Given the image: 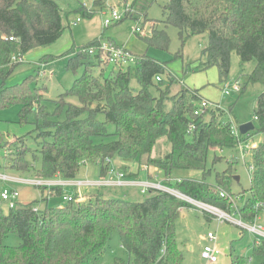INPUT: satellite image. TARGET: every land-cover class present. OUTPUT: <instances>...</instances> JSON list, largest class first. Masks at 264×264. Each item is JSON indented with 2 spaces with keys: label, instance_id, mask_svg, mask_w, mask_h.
<instances>
[{
  "label": "trees",
  "instance_id": "trees-1",
  "mask_svg": "<svg viewBox=\"0 0 264 264\" xmlns=\"http://www.w3.org/2000/svg\"><path fill=\"white\" fill-rule=\"evenodd\" d=\"M155 1L132 0L129 3L132 14L129 12L123 20L135 21L145 29V25L156 22L148 17ZM95 11L88 12L83 6L78 13L92 18ZM162 12L165 28H177L182 45L190 36L208 37V46L202 52L204 69L216 66L224 79L235 52L243 63L256 61L248 84L264 82V0H166ZM165 28L152 25L145 29L147 35L135 33V36L148 47L168 50L170 38ZM66 29L63 12L54 0H0V110L20 106V123L36 113L35 130L37 138L43 141L37 150L42 156V166L34 172L38 179L75 180L86 164H99L101 177L105 178L115 169V159L142 163L146 158L142 165L159 168L172 179H178L174 177L177 172L202 171V180L182 178L181 182H164L191 199L229 214L239 213L247 224L255 223L264 214V138L253 151L251 197L238 207L235 204L238 196L232 191L236 181L231 173L232 164L217 174L216 184L206 181L211 173L207 170L211 151L232 149L238 153L232 122L226 120L230 114L217 104L195 116L194 110L204 99L199 91L186 87L166 70L165 64L147 55H135L137 65L126 68L105 63L114 67L106 74L98 50L102 40L67 50L60 56L68 58L67 69L75 71L82 67L85 71L69 90L52 100L56 105L53 116L46 110L43 103L46 100L37 95L38 89H32V77L7 86L15 68L22 63L21 58L56 44ZM90 48L95 49L94 53L89 52ZM177 56L182 57L181 52ZM54 59L45 56L40 61L47 63ZM157 76L161 81H157ZM133 79L139 90L131 87ZM175 85L181 90L173 94ZM72 99L78 105L69 101ZM63 111H66L64 121H49ZM254 114L256 127L249 133L252 139L254 133L264 136V92L256 99ZM99 115L104 120H99ZM191 125L194 131L190 133ZM110 126L115 128L113 133ZM241 136L240 139L246 137ZM161 138L171 144L170 153L163 160L152 157ZM16 150L10 158L11 167L29 170L25 159L29 149L24 143L17 145ZM222 191L228 196L221 197ZM149 193L151 196L143 201L97 194L84 202L76 199L63 207L43 210L37 209L35 203L17 201L7 214L0 210V264H103L114 233L118 234L128 259L116 257L112 264H183L176 223L182 209L192 205L166 192ZM206 216L209 220L213 218L209 213ZM12 234L20 238V246L5 245L4 239ZM234 248L231 245L230 264H250L243 256L235 255ZM253 256L264 264V240L260 246L254 245Z\"/></svg>",
  "mask_w": 264,
  "mask_h": 264
},
{
  "label": "rangeland",
  "instance_id": "rangeland-1",
  "mask_svg": "<svg viewBox=\"0 0 264 264\" xmlns=\"http://www.w3.org/2000/svg\"><path fill=\"white\" fill-rule=\"evenodd\" d=\"M54 1L57 2L63 12V23L67 29L63 34L64 36L61 37L62 40L54 46L60 53L53 55L58 56L72 47L79 48L94 40L113 41L115 44L126 47L137 56L147 55L165 64L166 70L184 82L186 87L191 90L199 91L202 98L214 104H219L220 109L224 110L226 114H230V116L228 115L226 117V120L232 122L233 127L238 128L247 123H253L256 127V123H254L256 99L258 95L264 92V82L248 84V76L255 69L257 65L256 61L243 63L234 52L231 56L229 74L224 79L220 78V73L216 66L204 69L201 66V63L205 62L204 57H202V52L208 46V37L206 35L190 36L186 39L184 45H182L178 29L173 26L165 28V25L162 23L165 19L162 6L165 4L166 0H156L150 7L148 10V17L156 22H150L147 24V27L145 25V29L148 27L150 28L152 25H155L158 29L165 28L170 38L168 50L148 47L147 44L136 37L132 32V28L139 24L135 21L125 19L120 24L115 23L110 26L104 25V20L109 16V12L112 9L122 14L125 6L130 5L129 3L131 0H99V3L96 2L97 0ZM83 6L86 7L88 12H92L96 9L92 18H86L78 13V10ZM77 19H80V21L78 22ZM49 47H52V45ZM44 49L45 48H39L24 56V62L15 68L13 74L7 81V86L22 83L26 78L32 77V89H38L37 95H40L42 99L46 100L43 102L46 106V110L53 116L56 112V105L52 100H57L61 94L69 90L73 86L75 80L81 77L85 70L82 67L75 71L68 70V58L65 57L49 60L47 64L41 62L40 64L35 63L39 61V59L34 60V57L38 56ZM37 52L38 54H34ZM179 52H181L182 57L177 58V53ZM101 67L107 69L106 74L111 73L114 69L113 66H106L105 63H103ZM95 71H98V69ZM96 74L99 76L98 72H96ZM165 82H167V80H165ZM236 84H240V92H234L233 88ZM166 85L168 84L165 83V86ZM131 87L135 90H139V85L135 79H133ZM180 88L179 85H175L172 93L174 94L180 91ZM224 88L231 89L230 95L226 96L224 94ZM69 101L78 105L76 99ZM19 108L20 106H13L5 110H0V142L2 141V146H0V195L4 189H12L19 192L18 202L20 203H35L36 208L41 209L46 207L60 208L67 203L63 201L61 195L57 196L55 193H52L51 187L43 189L33 184L34 181L39 180L34 172L35 170H39L42 166V156L37 150H39V142L43 141L37 138L38 132L35 130L36 113L29 114L26 122L20 123ZM49 119V121H64L66 119V111L57 113L55 118L51 117ZM98 119L104 120V116L99 115ZM40 129H43V131L48 130L44 128H39V130ZM114 129V126H110V133H113ZM254 134V139L252 140L254 144L258 146L262 142L264 136L260 133ZM20 139H23V141H19ZM24 143L26 148L29 149L25 154L29 170L21 171L11 167V163L13 162L10 158L13 156L12 153L18 152V150H16L17 145L22 146ZM170 148L171 144L167 139L161 138L155 146L152 157L163 160L166 155L170 153ZM252 157L253 151H250L246 160L243 161L239 157V152L237 153L236 150L232 149H224L223 151L219 149L213 150L208 157L207 170H211V173L207 176L206 181L209 184H216L217 174L225 172L229 169L231 164V173L233 176L240 177L239 182L234 181L233 184L231 182L233 185V194L238 196L235 201L238 207L243 206L251 197L249 191L252 173L250 169ZM117 161H119V159H115L113 163L116 165ZM134 163L140 170L142 169L141 166H143L142 163H146V158H143L142 163ZM143 174L140 175V180L142 181L146 178ZM180 174L186 179L192 178L202 180L203 178L202 171H182ZM175 176L176 174L174 177ZM4 177L7 179L3 180ZM100 177L101 171L99 164L82 165L81 173L75 179L78 182L74 180L73 182L83 185L73 188L71 190L73 195H71L70 192L68 193L67 189L69 188L66 187L64 188L63 194L75 196L79 199L82 198V193H84L85 197L97 194L98 191L109 193V189L99 188L98 183ZM163 177V172H160L159 179ZM63 181L70 182L72 180L63 179ZM129 182H133V180ZM134 183V186L116 187L114 191H121L120 193L122 194L124 193L123 189H126L125 194L127 195V199L132 201H143L151 196L149 192L145 194L141 192L139 182L136 181ZM193 206L192 204L190 209H183L176 223L178 244L184 255L183 264H211L201 258L203 248L209 244L207 237L210 232L217 236V240L214 244L220 250L219 260L214 264H230L231 245L235 247L233 251L235 255L243 256L250 264L260 263V259L253 256V252L254 245L258 247L263 243L264 233L262 237L259 232H251V229H248V227L256 226L264 228V214H261L253 224L244 223L239 213L230 214L233 219L219 220L212 215L213 218L209 220L210 218L206 216L205 211ZM0 210L4 214L10 211V204L2 201L1 197ZM235 210L233 212H236ZM242 224L245 226H241ZM4 243L11 247H18L21 244V240L19 237L12 234L4 239ZM116 257L127 260L128 254L121 246L118 234L114 233L107 246L103 264H112Z\"/></svg>",
  "mask_w": 264,
  "mask_h": 264
},
{
  "label": "built area",
  "instance_id": "built-area-1",
  "mask_svg": "<svg viewBox=\"0 0 264 264\" xmlns=\"http://www.w3.org/2000/svg\"><path fill=\"white\" fill-rule=\"evenodd\" d=\"M129 12L132 14L130 5L125 6L124 12L122 14L118 12L117 10L112 9L109 12V16L104 20V25L110 26V25H113L115 23L122 21L124 17L126 16V14H129ZM79 21L80 19H78V22ZM132 31L134 34L141 33L143 36L147 35L146 30L142 29L139 25H136L135 27L133 26ZM10 39L13 40V38H10ZM98 50L102 54L103 62L107 63L108 65L121 66V67L126 68L129 66L137 65L138 63V60L136 59L135 54H133L131 51H129L125 47L119 46L111 41H103ZM94 51H95L94 48H90L89 50L90 53H94ZM20 61L23 62V58H21ZM157 81H161L160 76H157ZM233 90L234 92H240V85L236 84ZM230 93H231V89L224 88V94L226 96L230 95ZM217 106H218L217 104H214L206 99H202L199 102L198 107L194 110V115L200 116L206 110L213 108V107H217ZM193 131H194V125H191L189 132L191 133ZM232 134L235 135V137L237 138V141H238L237 151L239 152L240 158L243 161H245L248 153L250 151H254V149H256L257 146L254 144L252 140V136L249 133L245 135L246 137L244 139L243 138L240 139L241 134H240L239 128L237 127L232 126ZM107 162H110V161L107 160ZM250 169L252 172L253 170L252 165ZM6 179H7L6 177L3 178V180H6ZM126 180H127L126 174L124 172L122 171L117 172L116 169H111L108 177L100 179L98 184H99V187H111V188L123 187V186H134L135 184L134 182H129ZM169 180L181 182L180 178L178 179L167 178V181ZM59 183L66 184V183H61V182ZM68 183L72 185H77V184L79 185V183H75V182H68ZM33 184L35 186L41 187V186L49 185L50 182L39 179L37 181H34ZM139 187H141V192L143 194L147 192H152V191H162V192L169 193L181 201H186L190 203L191 205L193 204L197 208L205 211L206 213H209L215 216L219 220L229 219V218L233 219L232 216L228 214L227 212L222 211L221 209L215 206L191 199L187 197L186 195H184L182 192L164 185L163 182L157 183V182L147 181L145 183H139ZM220 196L227 197L228 194L222 191ZM18 198H19V192L16 190L4 189L1 193L2 201L8 202L10 204V208H14L16 206ZM63 200L66 202L76 201V199L71 196H64ZM241 226L244 227L245 225L242 224ZM248 229H251V232H255V233L259 232L261 234L260 236H262V234L264 233L263 227L249 226ZM207 239L209 241V244L203 248L202 253H201V258L211 264L217 263L219 260V255H220L219 248L214 244L217 240V236L214 233L210 232L208 234Z\"/></svg>",
  "mask_w": 264,
  "mask_h": 264
},
{
  "label": "crops",
  "instance_id": "crops-1",
  "mask_svg": "<svg viewBox=\"0 0 264 264\" xmlns=\"http://www.w3.org/2000/svg\"><path fill=\"white\" fill-rule=\"evenodd\" d=\"M132 1V0H131ZM78 20V19H77ZM133 32V31H132ZM134 34V33H133ZM135 35V34H134ZM64 36V35H63ZM62 40V38L56 43V44H54V45H52V47H47V48H45L43 51H41V53L38 55V56H35L34 57V60H36V59H39V61H36L35 63H37V64H40V59L41 58H43V57H45V56H53V57H55V59H57V58H59L61 55H63V54H60V55H58V56H55V55H53V54H58V53H60V52H58L55 48H54V46H56L60 41ZM118 45V44H117ZM120 46V45H119ZM124 47V46H123ZM126 48V47H125ZM127 49V48H126ZM55 52V53H54ZM48 53H52V54H48ZM34 54H38V52L37 53H34ZM45 54V55H44ZM134 54V53H133ZM43 55V56H42ZM42 56V57H41ZM41 57V58H40ZM23 62H24V59H23ZM45 64H47V63H45ZM21 108V107H20ZM19 108V109H20ZM20 111V110H19ZM240 127V126H239ZM248 133H250V132H248ZM247 133V134H248ZM246 135V134H245ZM170 150V149H169ZM118 162V163H117ZM116 162V165H115V169H116V171L117 172H124L125 174H126V179L127 180H133V182H139V183H145V182H147V181H150V182H157V183H160V182H167V177H165V175H164V177L162 178V179H159V176H160V172H162L159 168H155V167H151V166H145V165H143V166H141V168L142 169H138L137 167H136V164L134 163V162H123V161H121V160H119V161H117ZM118 164V165H117ZM123 167H127L128 169L125 171V170H123ZM146 167H147V169H146ZM182 172V171H181ZM180 172V173H181ZM144 173V174H143ZM179 172H177L176 173V176H175V178L176 177H178V178H180V179H182L183 177H182V175L179 173ZM141 174H143L146 178L142 181V180H140V175ZM164 174V173H163ZM108 177V176H107ZM106 178V177H105ZM240 178V177H239ZM100 179H102V177H100ZM46 181H48V182H50V184L49 185H46V186H43V187H46L45 189H47L48 187H51V190H52V193H55L57 196H62V199H63V197L64 196H68V195H66V194H63V192H64V188H69V189H67L68 190V193L70 192V194L71 195H73L72 193H71V190L73 189V188H76V187H80V186H82L83 184H81V185H72V184H69L68 182L69 181H63V179H61V178H59V177H56V178H54L53 180H46ZM75 182H78V181H76V180H74ZM59 182H61V183H66V184H60ZM70 182H73V180L72 181H70ZM68 183V184H67ZM100 188V187H99ZM102 188H105V189H109L108 190V192L109 193H106V192H102V191H98V193L97 194H101V195H103L105 198H117V199H125V200H129V199H127V195L125 194V190L126 189H123L124 191V193H120L121 191H118V192H116V191H114V189L115 188H111V187H102ZM126 188H128V187H126ZM80 193V192H79ZM97 194H94V195H97ZM70 195V196H71ZM82 198H79V199H77V197H75V196H71V197H74L75 199H77V201L78 202H84V201H87L88 199H90V195L89 196H86L85 197V195H84V193H82ZM92 196H93V194H92ZM64 201V200H63ZM130 201H132V200H130ZM64 202H66V201H64ZM63 207V206H62ZM194 207V206H193ZM37 209H40V210H43V209H41V208H37ZM184 209H190V208H184ZM182 211H183V209H182ZM181 211V212H182Z\"/></svg>",
  "mask_w": 264,
  "mask_h": 264
},
{
  "label": "water",
  "instance_id": "water-1",
  "mask_svg": "<svg viewBox=\"0 0 264 264\" xmlns=\"http://www.w3.org/2000/svg\"><path fill=\"white\" fill-rule=\"evenodd\" d=\"M254 129H255V126H254L253 123H247V124H245V125H241V126L239 127V130H240L241 134H243V135L247 134L248 132L253 131ZM235 180H236L237 182H239V181H240V178H239L238 176H236V177H235Z\"/></svg>",
  "mask_w": 264,
  "mask_h": 264
}]
</instances>
